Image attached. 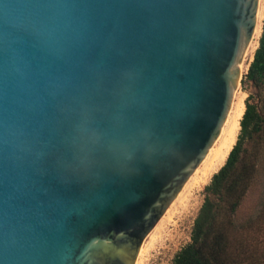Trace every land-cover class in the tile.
<instances>
[{"label":"water","instance_id":"1","mask_svg":"<svg viewBox=\"0 0 264 264\" xmlns=\"http://www.w3.org/2000/svg\"><path fill=\"white\" fill-rule=\"evenodd\" d=\"M260 2L0 0V264L136 263L220 134Z\"/></svg>","mask_w":264,"mask_h":264},{"label":"trees","instance_id":"2","mask_svg":"<svg viewBox=\"0 0 264 264\" xmlns=\"http://www.w3.org/2000/svg\"><path fill=\"white\" fill-rule=\"evenodd\" d=\"M245 79L256 87L244 101L236 142L224 165L204 188L190 243L172 264H264V202L243 225L236 214L264 165V19Z\"/></svg>","mask_w":264,"mask_h":264},{"label":"bare ground","instance_id":"3","mask_svg":"<svg viewBox=\"0 0 264 264\" xmlns=\"http://www.w3.org/2000/svg\"><path fill=\"white\" fill-rule=\"evenodd\" d=\"M263 10L264 0H261L257 14V26L255 29V33L253 35L252 41L250 42L247 50L243 55V60L239 66L241 74L245 69H247V66L243 67L245 61H249V63H251L254 52L258 46V40L261 35L263 22ZM244 101L245 94L237 89L233 94L230 110L221 128L218 138L213 143L204 160L185 183L179 195L169 206L164 216L159 220L157 225L148 235L147 240L144 241L140 249L136 264L139 263L143 256L148 253L149 249H151L160 240V233L166 222L171 219V217L180 207L186 208L188 204L186 205L185 203H188L190 193L193 190H198L197 188L206 185L211 177L224 165L229 152L236 142V138L240 129L239 123L245 110Z\"/></svg>","mask_w":264,"mask_h":264},{"label":"rangeland","instance_id":"4","mask_svg":"<svg viewBox=\"0 0 264 264\" xmlns=\"http://www.w3.org/2000/svg\"><path fill=\"white\" fill-rule=\"evenodd\" d=\"M249 64V61H245L243 67L247 66L248 69ZM247 69L241 74V81L237 88L240 92L245 94V100L249 94L255 93L254 87L245 79ZM210 180L206 185L209 184ZM206 185L197 188L198 190H193V194L192 192L190 193L188 203H185L186 205L188 204L186 208L180 207L171 219L166 222L160 233V240L149 249L148 253H146L137 264H172L174 256L190 243L192 226L203 203L204 188ZM263 202L264 165L262 163L254 183L250 187L236 214V223L238 225H243L254 219L259 213ZM145 240H147V238Z\"/></svg>","mask_w":264,"mask_h":264}]
</instances>
